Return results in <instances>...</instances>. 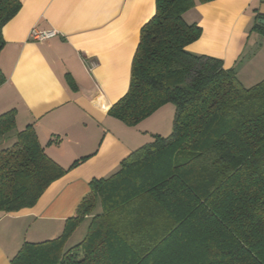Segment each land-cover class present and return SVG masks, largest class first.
I'll use <instances>...</instances> for the list:
<instances>
[{"label": "trees", "instance_id": "1", "mask_svg": "<svg viewBox=\"0 0 264 264\" xmlns=\"http://www.w3.org/2000/svg\"><path fill=\"white\" fill-rule=\"evenodd\" d=\"M211 1L155 0L128 90L108 112L135 127L171 104L170 135L153 136L116 173L92 180L62 234L24 243L11 264H264V80L245 88L221 60L186 51L201 28L183 15ZM19 9L20 0H0V49L2 28ZM13 130V113L2 114L0 144L13 139L0 150L5 214L32 208L66 172L32 127Z\"/></svg>", "mask_w": 264, "mask_h": 264}, {"label": "crops", "instance_id": "2", "mask_svg": "<svg viewBox=\"0 0 264 264\" xmlns=\"http://www.w3.org/2000/svg\"><path fill=\"white\" fill-rule=\"evenodd\" d=\"M154 13L155 0H20L2 28L0 116L13 113L12 135L32 127L45 155L66 172L32 208L0 213V264H11L24 243L59 237L92 180L116 173L152 136L170 135L169 122L160 124L164 116L173 120L170 104L135 127L108 115L128 90L140 30ZM183 20L201 28L186 51L221 60L245 88L264 80V0L196 4ZM33 28L54 34L34 41ZM7 139L0 150L11 145ZM82 225L66 245L84 235Z\"/></svg>", "mask_w": 264, "mask_h": 264}, {"label": "rangeland", "instance_id": "3", "mask_svg": "<svg viewBox=\"0 0 264 264\" xmlns=\"http://www.w3.org/2000/svg\"><path fill=\"white\" fill-rule=\"evenodd\" d=\"M171 108H173V105H169ZM174 109V108H173ZM159 121H156V122H153V123H151V124H149L148 126L149 127H153L154 125L156 126V124L158 123ZM166 122H167V124H166ZM168 122H169V126H170V128H172V119L170 118V120L168 121V119H166V117L164 116L163 117V119L161 120V122H160V124L161 125H165V126H167L168 125ZM154 126V127H155ZM161 127V126H160ZM147 128V130L149 131V129H152V128H148V127H146ZM138 129H140V131H144V127H138ZM138 129H136V130H138ZM148 136L149 137V134H144V136ZM142 136H143V134H142ZM147 137V138H148ZM153 137V136H152ZM143 141H144V143L146 142V141H148V140H145V139H143ZM86 223L85 224H83L82 225V227H81V231H79L80 233L79 234H81V233H83V231H84V229H86ZM81 237H79L78 236V238L77 237H74L70 242H69V244H67L66 246H65V248H68L70 245H73L76 241H79V239H80Z\"/></svg>", "mask_w": 264, "mask_h": 264}, {"label": "built area", "instance_id": "4", "mask_svg": "<svg viewBox=\"0 0 264 264\" xmlns=\"http://www.w3.org/2000/svg\"><path fill=\"white\" fill-rule=\"evenodd\" d=\"M53 34H54L53 31H38L33 28L29 32L28 36L31 40L43 42V41H47L50 37L53 36Z\"/></svg>", "mask_w": 264, "mask_h": 264}, {"label": "water", "instance_id": "5", "mask_svg": "<svg viewBox=\"0 0 264 264\" xmlns=\"http://www.w3.org/2000/svg\"><path fill=\"white\" fill-rule=\"evenodd\" d=\"M262 23H264V22H262Z\"/></svg>", "mask_w": 264, "mask_h": 264}]
</instances>
